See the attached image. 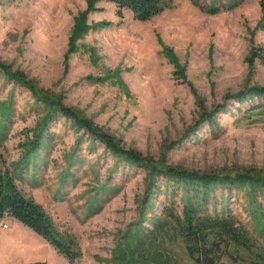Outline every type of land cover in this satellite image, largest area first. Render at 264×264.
I'll return each mask as SVG.
<instances>
[{
  "label": "rangeland",
  "instance_id": "obj_1",
  "mask_svg": "<svg viewBox=\"0 0 264 264\" xmlns=\"http://www.w3.org/2000/svg\"><path fill=\"white\" fill-rule=\"evenodd\" d=\"M263 4L171 0L141 21L130 10L120 16L110 0H0L6 160L19 158L29 129L48 116L41 102L48 96L152 166L150 173L119 156L80 121L55 112L49 142L19 188L74 242L77 257L69 261L6 216L0 264H151L149 249L162 264H195L183 239L158 225L172 199L182 206L173 189L184 183L156 175L166 166L264 178V108L239 109L237 99L264 87ZM236 181H216L226 183L216 185L209 211L231 212L251 235V248L222 247L221 259L254 263L264 256V193Z\"/></svg>",
  "mask_w": 264,
  "mask_h": 264
},
{
  "label": "trees",
  "instance_id": "obj_2",
  "mask_svg": "<svg viewBox=\"0 0 264 264\" xmlns=\"http://www.w3.org/2000/svg\"><path fill=\"white\" fill-rule=\"evenodd\" d=\"M110 1L115 3L120 16L124 15L125 10H130L136 19L147 21L167 8L171 0ZM29 88L33 91L34 95H40L36 85H29ZM41 95L43 94L41 93ZM45 97L46 98L42 99L43 101L41 100V102L44 103L43 106L45 109L50 112L47 117L40 119L33 128L29 129L30 131L27 132V136L32 132V139H27L23 144V150L19 158L8 162L0 151V219L6 216L14 218L43 237L53 245L59 253L73 262L78 253L74 250V242L61 235L55 229L52 218L44 207L33 197L27 196L19 188V181H24L27 173L31 171V166L36 164L37 159L49 142L44 136L48 129L47 126L49 121L54 120V113L58 111L63 114L64 117L76 120V123L80 121L88 133L94 135L95 138L99 139L101 142L106 143L113 152L118 153L119 156L137 165L146 167L150 173H152V170H150L152 166L149 159L132 149H125L118 145L109 134L100 132L91 121L77 119V115L70 109L61 106L48 96ZM237 99L240 104L239 109L247 102L250 103L249 109L251 111L256 108H264V87L251 88L247 92L239 95ZM46 102H48L49 105ZM210 120V124L214 127L216 120ZM47 134L49 133L47 132ZM47 137H50V135ZM163 170L164 169H161V174H157L156 176L168 173L173 175L168 178H173L174 181L180 182L179 185L184 183L181 190L178 188L173 189V198L181 196L183 202L181 203L182 206L180 209L173 199L169 205L164 207L161 213L164 220L158 222L159 228L162 230H167L168 228L169 230L173 229L174 233L183 239L186 250L195 264H227L221 259L222 247L235 245L245 249L251 248V235L246 227L242 225L231 212H210L209 200L211 199V194L216 189V185L219 183H226L216 181L228 180L230 182L236 179L237 181L235 183H245L250 187L260 189L262 193H264V178H260V175L250 176L246 173H241L236 178L230 174H212L211 176L194 175L192 172L180 171V169L166 166L165 171ZM188 180H190V184H187ZM150 250L151 249H149V253L146 254L145 258L147 261L145 262L162 264L163 258L161 257L160 260L159 258L157 259V257L155 258ZM33 264L46 263L44 261H38ZM235 264H264V256H262L258 262H240Z\"/></svg>",
  "mask_w": 264,
  "mask_h": 264
}]
</instances>
